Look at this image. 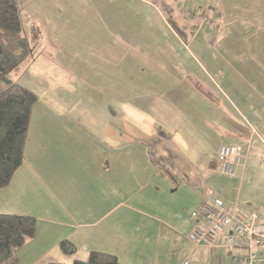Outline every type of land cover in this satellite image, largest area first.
Wrapping results in <instances>:
<instances>
[{"label":"crops","instance_id":"1","mask_svg":"<svg viewBox=\"0 0 264 264\" xmlns=\"http://www.w3.org/2000/svg\"><path fill=\"white\" fill-rule=\"evenodd\" d=\"M27 5L31 39L53 47L48 60L73 75L65 82L86 88L59 103L49 98L52 106L38 114L41 125L32 140L28 125L22 164L0 188V213L36 219V235L17 250L19 264H72L91 250L113 253L126 264H158L162 232L184 234L178 236L186 242L181 264H210L211 256L227 261L222 246H194L187 238L189 217H162L173 210L154 204L147 189L162 178L174 190L184 183L186 202L195 209L204 189L221 197L220 144L244 146L234 177L240 182L250 171L253 145L264 150V0H218L215 11L191 18L166 12L185 29L180 47L148 37L141 20L153 8L150 0ZM156 7L160 24L176 37ZM140 31L146 32L142 38ZM250 39V46L243 44ZM180 51L185 64L191 62L182 73L174 61ZM233 201L257 210L242 205L238 195ZM62 239L76 246L73 254L62 252Z\"/></svg>","mask_w":264,"mask_h":264},{"label":"rangeland","instance_id":"2","mask_svg":"<svg viewBox=\"0 0 264 264\" xmlns=\"http://www.w3.org/2000/svg\"><path fill=\"white\" fill-rule=\"evenodd\" d=\"M167 3L162 5V2L165 3V0H150L153 2L156 8H160L166 14L168 18V22L175 28V32L177 36L175 37L171 33H169L159 22L155 14V9H151L149 7L147 10V18L145 20H141V24L145 25V29L147 31V35L149 38L159 39L161 43L171 44L172 46L180 47V41L185 40V29L184 27H180V25L175 24V20L171 19L172 12L178 11L181 15L186 16L187 18H191L192 15H197L198 13H211L215 11L217 7L215 6L216 1L218 0H166ZM18 4L21 5L20 9L23 10L22 18L24 21V33L29 40L32 51L28 54L9 74L8 77L13 81L18 82L19 84L29 88L34 93L37 94L38 100L32 107L31 111V120L29 124V132L28 135L32 140V135L36 137L37 132L35 129H38L41 125L42 115H38L43 111V108L52 106L49 98H52L54 102L59 103L60 98L64 95L77 94V92H81V89L86 88L85 84H82L78 81L74 83L65 82V78L73 77V75L69 72L62 70L55 62H51L48 58H53V47L46 48V45L36 44L32 36L28 32L27 29V21L29 18L32 19V16L28 15V10L26 6H23L26 0H18ZM34 1L29 3V6H32ZM23 7V9H22ZM154 11V12H152ZM168 12L169 14L167 15ZM29 16V18H28ZM142 19V17H141ZM217 21V20H213ZM26 24V25H25ZM141 35L139 37H143L142 33L146 32L140 31ZM161 34V35H160ZM48 38L51 36H47ZM233 41V40H232ZM155 43V42H153ZM211 43H213L211 41ZM236 44V41L232 42ZM244 45L250 46L252 44V40H248L243 43ZM45 47V49H44ZM250 52V51H249ZM186 55V54H185ZM217 60V57H214ZM177 60L179 62V67L177 71L182 73L185 70L186 65L191 66V62L185 64L187 58L184 56V53L181 51L178 52L174 61ZM189 70L193 71L189 68ZM90 77V76H88ZM97 85V84H95ZM5 84L0 83V89L4 88ZM50 91L52 93L48 94ZM66 97V96H65ZM248 168L250 171L245 173L244 181L240 182V180H235V178H228L223 175H218L217 182L219 189H221V193L217 192V196H221L222 200L227 202H234V197L236 195L239 196V202L247 207H253L259 211V214L263 216L264 219V150L261 147H255L253 145V149L248 157ZM257 177V178H256ZM232 179V180H231ZM154 183V181H153ZM231 184V188L227 187L226 184ZM240 184V189L237 190L236 185ZM160 184L159 187L156 185ZM235 186H234V185ZM154 187V189H152ZM176 187L173 185L171 180L167 178H162L157 180V183L151 184L150 188H148L147 197L154 200V204L161 203L160 205H165L168 208H171L173 211L169 213L167 211H163L161 214L162 217L172 216L173 218L177 217L178 220H183L184 218L188 219L191 211L194 207L187 203V190L185 184L182 183L178 189L174 190ZM156 189V190H155ZM154 190V191H153ZM173 190V191H172ZM152 195H156L155 198ZM146 199V198H144ZM148 202V199L144 201ZM153 204V201H152ZM158 205V204H157ZM162 236L165 239L162 243L163 246H160L161 252H159L158 256V264H181L183 255L182 248L186 245L184 240L179 241V237H183L184 234L179 233H171L167 235L165 232H162ZM179 236V237H178ZM183 239V238H182ZM239 251L243 252V249L235 248L233 253H238Z\"/></svg>","mask_w":264,"mask_h":264},{"label":"trees","instance_id":"3","mask_svg":"<svg viewBox=\"0 0 264 264\" xmlns=\"http://www.w3.org/2000/svg\"><path fill=\"white\" fill-rule=\"evenodd\" d=\"M31 51L17 0H0V83L5 84L0 89V188L10 183L23 162L30 114L38 100L36 93L8 77ZM36 232L33 216L0 213V264H19L17 250ZM59 247L66 254L76 251V246L68 239H62ZM72 264L126 263L113 253L91 250L86 260H74Z\"/></svg>","mask_w":264,"mask_h":264},{"label":"built area","instance_id":"4","mask_svg":"<svg viewBox=\"0 0 264 264\" xmlns=\"http://www.w3.org/2000/svg\"><path fill=\"white\" fill-rule=\"evenodd\" d=\"M241 144L222 143L216 153L218 171L233 178L244 157ZM205 198L191 211L192 224L187 238L194 246H222L229 259L211 256L210 264H264V220L257 210H248L236 203H226L204 189ZM235 248L243 252L233 253ZM182 264H188V259Z\"/></svg>","mask_w":264,"mask_h":264}]
</instances>
